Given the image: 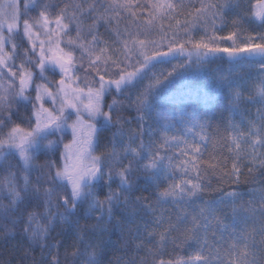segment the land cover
<instances>
[{"label": "snow or ice", "instance_id": "1", "mask_svg": "<svg viewBox=\"0 0 264 264\" xmlns=\"http://www.w3.org/2000/svg\"><path fill=\"white\" fill-rule=\"evenodd\" d=\"M13 261L264 264V0H0Z\"/></svg>", "mask_w": 264, "mask_h": 264}, {"label": "trees", "instance_id": "2", "mask_svg": "<svg viewBox=\"0 0 264 264\" xmlns=\"http://www.w3.org/2000/svg\"><path fill=\"white\" fill-rule=\"evenodd\" d=\"M53 236H54L55 240H59V239H61V237L56 236L55 233H53ZM115 240H116V237L113 236V237H112V241H115ZM53 242H54V241H53ZM63 251H64V249L61 248V253H63ZM34 255H36V256L38 257V256H39V250H37V252H36ZM115 255H120V253H115ZM5 257H6V254H5Z\"/></svg>", "mask_w": 264, "mask_h": 264}, {"label": "rangeland", "instance_id": "3", "mask_svg": "<svg viewBox=\"0 0 264 264\" xmlns=\"http://www.w3.org/2000/svg\"><path fill=\"white\" fill-rule=\"evenodd\" d=\"M13 264H15V261H13Z\"/></svg>", "mask_w": 264, "mask_h": 264}]
</instances>
